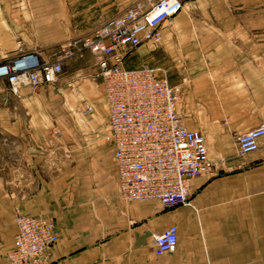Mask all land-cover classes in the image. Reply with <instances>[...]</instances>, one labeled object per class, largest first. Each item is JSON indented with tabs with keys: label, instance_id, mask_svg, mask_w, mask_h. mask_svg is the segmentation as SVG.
<instances>
[{
	"label": "crops",
	"instance_id": "1",
	"mask_svg": "<svg viewBox=\"0 0 264 264\" xmlns=\"http://www.w3.org/2000/svg\"><path fill=\"white\" fill-rule=\"evenodd\" d=\"M133 1L0 0V62L31 52L51 60L62 41ZM160 31V43H141L124 66L157 68L180 85L176 110L204 137L216 172L191 179L185 204L125 201L89 51L36 89L13 93L0 78V264L16 208L54 222L50 264H264V136L246 154L236 145L264 123V0H185ZM170 225L176 247L156 254L152 235Z\"/></svg>",
	"mask_w": 264,
	"mask_h": 264
},
{
	"label": "built area",
	"instance_id": "2",
	"mask_svg": "<svg viewBox=\"0 0 264 264\" xmlns=\"http://www.w3.org/2000/svg\"><path fill=\"white\" fill-rule=\"evenodd\" d=\"M185 0H134L93 32L62 41L51 60L24 53L0 62V78L16 93L57 80L66 60L89 51L103 80L109 108L108 129L117 165L118 192L125 201L155 200L163 208L188 203L191 179L212 175L217 160L208 155L204 137L186 128L176 104L181 87L157 68H126L124 60L141 43L158 44L161 24L175 15ZM91 106L86 108L90 111ZM264 123L236 137L240 154L258 148ZM13 247L5 253L8 264H49L51 247L58 241L53 221L41 215L14 212ZM156 254L171 252L177 227L170 225L152 235Z\"/></svg>",
	"mask_w": 264,
	"mask_h": 264
},
{
	"label": "rangeland",
	"instance_id": "3",
	"mask_svg": "<svg viewBox=\"0 0 264 264\" xmlns=\"http://www.w3.org/2000/svg\"><path fill=\"white\" fill-rule=\"evenodd\" d=\"M51 221H52V220H51ZM53 223H54V222H53ZM54 225H55V224H54ZM55 231H56V228H55ZM58 239H59V236H58ZM56 243H57V242H56ZM56 243H55V244H56ZM55 244H54V245H55ZM52 247H53V246H52ZM52 247H51V249H52ZM162 254H163V253H162ZM167 254H168V253H167ZM50 258H51V255H50ZM49 264H50V263H49Z\"/></svg>",
	"mask_w": 264,
	"mask_h": 264
}]
</instances>
